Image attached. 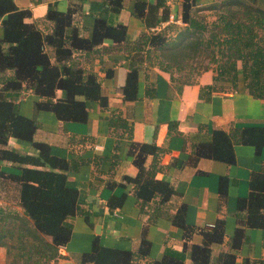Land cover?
Masks as SVG:
<instances>
[{
  "label": "crops",
  "instance_id": "crops-1",
  "mask_svg": "<svg viewBox=\"0 0 264 264\" xmlns=\"http://www.w3.org/2000/svg\"><path fill=\"white\" fill-rule=\"evenodd\" d=\"M12 1L20 9H30L31 16L25 21H36L44 31L50 25L45 20L50 5L66 11L77 4L72 27L80 36L91 37L94 20L102 17L113 25H126L128 41L135 40L145 29L142 19L132 13L135 3L155 2L122 0L121 10L112 13L105 0ZM181 1L165 0L169 18L161 25L178 23ZM213 1L198 0L202 5ZM257 4L264 9V0H257ZM3 18L0 17V37ZM117 44L105 40L97 52L75 53L84 72L97 75L107 97L105 107L97 103L88 107L86 122L61 121L52 111L37 109L35 102L40 98L31 91L23 92L16 101L19 112L38 123L34 140L47 143L53 155L67 159V184L78 191L79 207L88 214V220L82 214L70 219L71 236L59 246L55 264H83L82 256L91 251L94 239L103 246L129 250L135 262L153 264L162 259L166 250H172L184 251V263L193 264L190 246L202 244L199 230H208L218 219L223 220L224 235L222 241L211 244L210 264H215V258L224 252L235 253L236 264L245 259H264V228H245L240 246L231 248V237L237 227L243 226L246 215L237 209V201L248 196L251 174L264 169V146L257 152L253 145L235 144L232 164L198 157L194 152L199 144L210 141L213 130L230 132L236 127L264 125V98L248 94L242 80L230 91L221 90L218 82L214 89L202 91L205 86L215 85L211 70L184 83L172 78L170 71L160 67L153 57L152 62L145 60L141 64L136 99L125 100L123 86L129 58ZM56 95L61 97L63 92L58 90ZM134 142L153 143L159 148L155 178L170 183L175 190L165 203L154 200L143 205L135 197L133 184L125 179L138 171L129 153ZM7 146L34 153L28 142L12 137ZM152 160L153 155H147L145 166L149 167ZM18 172L16 164L0 160V213L22 212L18 185L9 175ZM121 197V204L110 209L109 201ZM181 205H185V223L198 229L187 239L183 229L171 221ZM155 211L160 214L150 221ZM144 238L149 241V249L141 255L138 248ZM9 261L6 246L0 245V264Z\"/></svg>",
  "mask_w": 264,
  "mask_h": 264
},
{
  "label": "trees",
  "instance_id": "trees-1",
  "mask_svg": "<svg viewBox=\"0 0 264 264\" xmlns=\"http://www.w3.org/2000/svg\"><path fill=\"white\" fill-rule=\"evenodd\" d=\"M105 3L112 13L122 8V0ZM78 7L72 4L66 11H59L50 5L45 16L50 25L44 31L36 21H25L31 16L30 9H20L12 0H0V17L4 16L0 37V160L10 161L19 169L9 175L18 185V205L22 208L21 213H0V245L7 248L9 264H55L59 246L70 239V219L82 214L88 220V214L79 207L78 191L67 184V159L53 155L47 143L34 140L38 123L22 115L16 102L20 94L31 91L40 98L35 102L37 109L52 111L61 121L80 123L87 121L91 104L105 107L107 97L101 91L97 75L85 73L75 53L97 52L105 40L118 43L129 58L123 98L134 100L142 62H152L155 57L156 63L167 71L166 60L177 62L180 58V63L186 50H197L203 44L204 33L209 31L194 15L203 7L216 8V19L212 22L216 32L212 30L207 42L216 44L221 62L213 76L215 85L205 86L202 91L214 89L216 82L224 78L237 88L241 79L248 94L264 98V9L257 0H215L208 6L198 0H182L179 18L185 26L174 37L167 34L170 24L152 30L169 18L165 0L137 1L132 13L142 19L145 29L132 41L126 40V25H113L102 17L94 20L91 37L80 36L72 27ZM58 90L63 96L57 97ZM11 137L28 142L34 153L9 148L7 142ZM235 144L253 145L259 152L264 146V125L236 127L230 132L213 130L210 141L199 144L194 152L198 157L232 164ZM158 151L153 143L134 142L129 146L138 171L134 177L125 179L133 184L135 197L143 205L154 200L165 203L175 192L170 183L155 178ZM147 155H153L149 167L145 166ZM122 201V197L110 200V209ZM237 209L244 210L246 215L243 226L237 227L231 237L234 249L242 243L245 228H264V169L251 174L248 196L238 199ZM159 214L155 211L150 221ZM184 215L185 205H181L171 221L183 229L187 239L198 229L187 225ZM199 231L203 242L190 246L189 257L193 264H210L211 244L223 239V220L218 219L213 227ZM148 249L149 241L144 238L138 252L145 255ZM184 260V251L166 250L162 259L153 264H185ZM86 262L146 264L133 261L129 250L100 245L97 239L91 251L82 256V263ZM215 264H236L235 253L218 254ZM242 264H264V259L253 262L245 259Z\"/></svg>",
  "mask_w": 264,
  "mask_h": 264
},
{
  "label": "rangeland",
  "instance_id": "rangeland-1",
  "mask_svg": "<svg viewBox=\"0 0 264 264\" xmlns=\"http://www.w3.org/2000/svg\"><path fill=\"white\" fill-rule=\"evenodd\" d=\"M209 4L210 3L204 4V6H208ZM180 10H181V3H180ZM216 12H217L216 8L203 7L200 10H198V13L194 15V17L197 20L203 22L208 26L209 31L205 32L203 35V40H204L203 44H201L197 50L196 49L186 50L187 54L184 59L183 58L181 59L180 63H178L180 58L178 59L177 62H172L170 60L165 61V65H168L169 71L172 74V76H174V78H178L182 82L191 81L195 79L196 76H198L200 73L206 70H211L214 73L213 76L216 75L218 64L221 61L217 58L216 44L213 43V41L209 43L207 42L209 38V34H212V30L213 32H216V29L213 28L212 26L213 25L212 22L216 19ZM177 19H178L177 21L178 23L176 22H172V23L168 22L167 24L165 23L166 26L170 24L169 25L170 28L168 29L167 34H169V36L171 37H174L177 34V32L183 29L185 26V24L181 21L179 16ZM164 26L160 25L153 29L158 30ZM239 80L238 82L240 84ZM217 84L220 87V89L224 91H230L236 89L234 88L231 81L227 78L219 80Z\"/></svg>",
  "mask_w": 264,
  "mask_h": 264
},
{
  "label": "built area",
  "instance_id": "built-area-1",
  "mask_svg": "<svg viewBox=\"0 0 264 264\" xmlns=\"http://www.w3.org/2000/svg\"><path fill=\"white\" fill-rule=\"evenodd\" d=\"M171 18H172V16H171ZM162 25H164V23H162Z\"/></svg>",
  "mask_w": 264,
  "mask_h": 264
}]
</instances>
